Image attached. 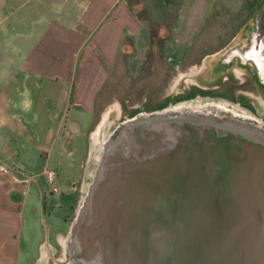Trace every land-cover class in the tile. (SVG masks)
Segmentation results:
<instances>
[{"label": "water", "instance_id": "1", "mask_svg": "<svg viewBox=\"0 0 264 264\" xmlns=\"http://www.w3.org/2000/svg\"><path fill=\"white\" fill-rule=\"evenodd\" d=\"M92 139L55 264H264V124L174 107Z\"/></svg>", "mask_w": 264, "mask_h": 264}, {"label": "crops", "instance_id": "2", "mask_svg": "<svg viewBox=\"0 0 264 264\" xmlns=\"http://www.w3.org/2000/svg\"><path fill=\"white\" fill-rule=\"evenodd\" d=\"M4 2L29 7L26 27L12 28L13 37L24 40V44L16 40L10 47L17 60L9 62L7 81L0 88V264H19L21 202L33 182L41 192L35 178H46L51 172L54 175L51 183L54 182L56 172L49 168L51 160L59 168L66 169L73 164L74 141L82 135L81 123L75 114L91 116L93 123L100 104L104 103L99 96L112 79L123 46L139 35L143 22L128 0ZM260 2L182 0L165 41L167 56L181 61L191 48L207 45L206 39L213 37L212 31L216 35L229 31L232 37L252 21ZM236 4L238 10H231ZM229 15L235 16L233 21H228L235 25L224 24ZM211 23L214 30L209 29ZM229 26L234 29L228 30ZM5 127H8L7 137L1 133ZM20 149H32L33 157L45 161L38 176H28L20 168H12L19 166ZM82 165L83 162L80 168Z\"/></svg>", "mask_w": 264, "mask_h": 264}, {"label": "rangeland", "instance_id": "3", "mask_svg": "<svg viewBox=\"0 0 264 264\" xmlns=\"http://www.w3.org/2000/svg\"><path fill=\"white\" fill-rule=\"evenodd\" d=\"M128 1L134 13L142 20L143 29L123 46L112 79L99 96L100 102L104 103L100 104L93 123L91 116L75 114L81 123L82 135L74 141L73 164L66 169L59 168L55 166V161L51 160L49 168L56 172L54 182L48 183L44 177L35 178L42 188L41 192L33 182L24 201L21 202L23 224L19 264H35L44 242L47 245L43 248L41 257H45V263L55 264L57 259H62L64 252L57 245V239L60 235L61 237L67 235L79 204L80 196L77 192L84 178L85 156L88 151L85 134L88 130L87 138L91 136L92 141H96V138L108 135L109 130L125 119L168 108L199 106L223 107L250 116L264 124V91L255 85L253 77L246 71L235 68L221 72L214 70L223 46L237 35L241 36L244 32L246 35L253 19L232 37L229 31L224 35L222 32L216 35L215 31H212L213 37L206 39L207 45L191 48L181 61H175L167 56L164 46L175 24L182 0ZM0 3H2L0 88H2L7 81L9 62L17 60L10 52V47L16 40L24 44V40L13 37L12 28L15 26L23 30L26 27L25 16L27 17L29 7L25 8L23 4L3 3V0H0ZM238 8L236 4L231 10L237 11ZM230 16L225 17V25H235L228 22L235 18ZM230 27L228 30L233 28ZM211 28L214 30V23L209 25V29ZM117 106L119 109H115ZM101 123L103 133L98 130ZM94 131L100 133L95 134ZM1 133L3 137H7L8 127L3 131L1 129ZM1 144L2 141L0 146ZM18 144L20 143L17 142L16 145L19 146ZM31 153L32 149H20L19 166L12 168H20L28 176H38L44 169L45 161L33 157ZM72 176L75 177L70 180ZM53 190L57 193H53Z\"/></svg>", "mask_w": 264, "mask_h": 264}, {"label": "flooded vegetation", "instance_id": "4", "mask_svg": "<svg viewBox=\"0 0 264 264\" xmlns=\"http://www.w3.org/2000/svg\"><path fill=\"white\" fill-rule=\"evenodd\" d=\"M245 33L223 46L214 70L221 72L235 68L246 71L253 77L255 85L264 91L261 83L264 81V0L257 6L253 23ZM237 52H241V55H237Z\"/></svg>", "mask_w": 264, "mask_h": 264}, {"label": "built area", "instance_id": "5", "mask_svg": "<svg viewBox=\"0 0 264 264\" xmlns=\"http://www.w3.org/2000/svg\"><path fill=\"white\" fill-rule=\"evenodd\" d=\"M53 178H54L53 173L48 172L47 175H46L47 182H48V183H51L52 180H53Z\"/></svg>", "mask_w": 264, "mask_h": 264}]
</instances>
